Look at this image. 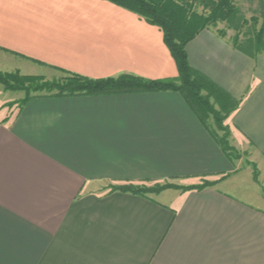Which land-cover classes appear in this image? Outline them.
Masks as SVG:
<instances>
[{
  "label": "crops",
  "instance_id": "obj_1",
  "mask_svg": "<svg viewBox=\"0 0 264 264\" xmlns=\"http://www.w3.org/2000/svg\"><path fill=\"white\" fill-rule=\"evenodd\" d=\"M216 31L186 45L189 66L215 110L236 104L223 123L231 146L264 158V51L249 57ZM9 64L90 80L177 78L160 29L104 0H0V70ZM6 105L0 264H264V210L243 197V179H229L238 165L178 94ZM202 181L214 185L156 198L100 192Z\"/></svg>",
  "mask_w": 264,
  "mask_h": 264
},
{
  "label": "trees",
  "instance_id": "obj_2",
  "mask_svg": "<svg viewBox=\"0 0 264 264\" xmlns=\"http://www.w3.org/2000/svg\"><path fill=\"white\" fill-rule=\"evenodd\" d=\"M119 8L125 9L145 22L160 29L163 35V42L174 60L177 78L164 81H149L131 75H121L117 78L102 80H90L77 75L60 81V83H43L37 76H20L19 74H0V86L5 91H22L26 98L21 107L31 99L37 97H93L102 95L121 94H144L158 92H173L178 94L190 111L201 122L209 132L216 145L221 149L225 157L233 162L238 159L236 151L229 145V129L222 126L225 117L236 108V104L227 100L221 103V111H216L209 103V95L202 94L206 90L208 82L201 75L195 73L189 66L186 45L191 42L200 32L214 27L217 23L225 22L236 15V9L231 0H104ZM259 1V0H258ZM262 5V2L259 1ZM264 8V6L262 5ZM200 9V12L198 11ZM264 19V15H263ZM253 22L256 20L252 19ZM246 20H243V25ZM264 26V24H263ZM264 28L260 29L252 38L245 42L234 39V49L243 52L249 57H255L264 51L263 35ZM220 37H225L219 32ZM45 91L55 92L45 96L29 97V92ZM223 110V111H222ZM223 114V116L221 115ZM210 116L217 126V129L225 135L221 140L210 131L206 124V117ZM208 186V185H207ZM206 185L199 188H192L190 191H201ZM162 188L152 190L139 187L115 188L121 193H130L144 197L147 193H158Z\"/></svg>",
  "mask_w": 264,
  "mask_h": 264
},
{
  "label": "rangeland",
  "instance_id": "obj_3",
  "mask_svg": "<svg viewBox=\"0 0 264 264\" xmlns=\"http://www.w3.org/2000/svg\"><path fill=\"white\" fill-rule=\"evenodd\" d=\"M233 6L236 9V15L233 16L231 19L225 22L217 23L214 27H211L209 29H216V32H223L225 36L231 37V43L234 39H238L241 44L242 42H245L247 39L252 38L260 29L264 28V8L262 5L259 4L257 0H231ZM200 12V9L198 10ZM256 20L253 22V20ZM243 20H246V24L243 25ZM263 36V45H264V34ZM17 67V68H16ZM19 66L14 64H9L7 66H3L1 68L0 74H19L20 76H37L40 77L43 80V83H60L61 80L69 77L71 74L67 73H60L55 72L53 70H47L43 68L35 69V70H28L27 67L22 66L21 68H18ZM27 68V69H23ZM15 69H22L21 72L14 71ZM16 74V75H17ZM30 74V75H28ZM45 91L40 92H34L30 91L28 93L29 97L33 96H45L49 94ZM26 98V94L22 91H5L2 86H0V102L3 101V103H7L5 106L8 111H11L12 109H19L21 107V103ZM210 105L215 110L214 106L211 104V101H209ZM221 103L218 102V105ZM218 106V107H219ZM221 109V108H220ZM217 111V110H216ZM223 116V114H221ZM206 124L209 126L210 131L218 138V140H221L225 135L223 132L219 131L217 129L216 124L214 123L213 119L210 116H207ZM224 123V122H223ZM222 123V126L224 124ZM229 145L230 144V138L228 139ZM232 147V146H231ZM233 148V147H232ZM235 150V149H234ZM236 151V150H235ZM236 156L238 159H233L232 163H236L238 165V171L233 174L229 179H243V197L245 199H251V200H257L260 203V208L264 210V158H261L258 154L253 153L252 150L239 153L236 151ZM204 185H208L206 188L211 187L214 185L211 181H202L199 184H191L189 182H177V183H167L165 185H156L153 187H139V188H145L152 190L153 188H162L160 189L158 193H147L146 195L151 198H156L161 192L163 191H173L178 193H186L190 191L192 188H199ZM102 194L107 193H114L115 188H101L100 191Z\"/></svg>",
  "mask_w": 264,
  "mask_h": 264
}]
</instances>
